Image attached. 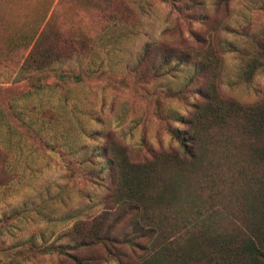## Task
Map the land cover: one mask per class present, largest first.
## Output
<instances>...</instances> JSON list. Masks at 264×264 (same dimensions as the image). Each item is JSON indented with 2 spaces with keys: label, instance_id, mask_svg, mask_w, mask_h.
Returning <instances> with one entry per match:
<instances>
[{
  "label": "rangeland",
  "instance_id": "1",
  "mask_svg": "<svg viewBox=\"0 0 264 264\" xmlns=\"http://www.w3.org/2000/svg\"><path fill=\"white\" fill-rule=\"evenodd\" d=\"M43 28L51 64L18 78ZM262 42L264 0H0V264L94 256L69 233L103 207L106 144L130 160L179 151L168 129L199 100L193 58L223 98L259 101L264 66L247 64Z\"/></svg>",
  "mask_w": 264,
  "mask_h": 264
},
{
  "label": "trees",
  "instance_id": "2",
  "mask_svg": "<svg viewBox=\"0 0 264 264\" xmlns=\"http://www.w3.org/2000/svg\"><path fill=\"white\" fill-rule=\"evenodd\" d=\"M40 38L44 28L18 78L42 70L48 54L37 58ZM257 47L249 72L264 66V43ZM146 56L144 50L139 63ZM193 61L199 67L195 80L202 82L199 100L174 119L182 130L168 129L179 151L160 149L130 160L110 140L103 207L69 233L75 251L95 255L84 259L49 247L62 257L59 264L65 257L70 264H264V97L251 104L223 98L208 60ZM100 174L89 171L85 179Z\"/></svg>",
  "mask_w": 264,
  "mask_h": 264
}]
</instances>
